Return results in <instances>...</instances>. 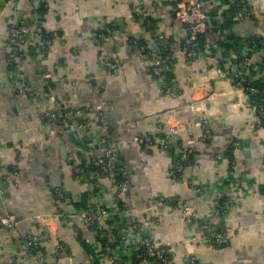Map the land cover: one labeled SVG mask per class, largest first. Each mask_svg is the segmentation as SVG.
Returning <instances> with one entry per match:
<instances>
[{
    "label": "crops",
    "instance_id": "crops-1",
    "mask_svg": "<svg viewBox=\"0 0 264 264\" xmlns=\"http://www.w3.org/2000/svg\"><path fill=\"white\" fill-rule=\"evenodd\" d=\"M32 1L0 0V161L5 172L19 175L17 186L7 185L0 216L9 211L20 220L13 236L0 228V264H128L136 222L143 236L167 248L170 264L189 258L264 264V126L254 97L232 81L234 55L245 39L257 31L264 35V28L254 18L238 20L228 0H204L211 21L201 41L203 57L193 61L186 53L188 30L174 20L177 6L188 0H55L47 9L32 7ZM247 1L264 7V0ZM27 11L30 31L52 44L46 53L41 44L31 45L27 59L10 62V30ZM101 32L110 39L101 40ZM162 35L171 44L167 80L176 82L175 97L166 95L150 59L139 51V41L157 45ZM251 58L256 78L263 80L264 53ZM108 60L120 64L116 73L106 69ZM20 76L33 86L34 97L19 92ZM191 88L204 111L192 108ZM99 105L103 115L87 126L82 140L72 128L48 126L41 118L46 110ZM149 135L153 144L136 142ZM191 138L205 141L196 144L193 164L177 172ZM110 146L130 181L123 203L116 201L118 175L102 178L94 166ZM57 188L64 193L58 202ZM226 198H235L236 207L223 220L199 217L187 224L178 212L183 204L212 212ZM98 207L111 220L85 226L81 214ZM40 216L51 218L50 229ZM221 226L227 243L216 247L209 236ZM48 231L34 259L23 258L27 239ZM107 234L118 242L113 249L101 244Z\"/></svg>",
    "mask_w": 264,
    "mask_h": 264
},
{
    "label": "built area",
    "instance_id": "built-area-1",
    "mask_svg": "<svg viewBox=\"0 0 264 264\" xmlns=\"http://www.w3.org/2000/svg\"><path fill=\"white\" fill-rule=\"evenodd\" d=\"M55 0H33L31 3L32 7H38L40 9H47L51 6L52 2ZM229 8L232 10L236 9L234 15L238 20L255 19L257 27L259 29L264 28V7H253L247 0H228ZM31 11V10H30ZM27 11L18 21V23L10 30V54L9 61L14 62L19 59H27L28 54L25 51L31 45L41 44L43 47V52L46 53L48 48L51 46L52 41L43 40L39 38L40 36L34 34L29 28V12ZM174 20L186 26L189 36L187 42V56L193 61H197L203 57L202 51V38L207 33L209 29V24L211 18L209 17L207 11L205 10L204 0H188L187 2H181L174 13ZM99 38L101 40L110 39L106 32L99 33ZM42 41V42H41ZM243 49L240 54L234 55L233 63V76L232 81L237 89L244 92L252 97H256L262 94L261 90L257 86H252L250 83L257 81L255 76V63L251 58V54L258 52L264 53V35L257 31L253 40L245 41L243 44ZM163 47V50L159 48ZM170 40L167 36H159L157 45H139V51L141 54L146 55L151 62V72L155 79L162 81L163 90L168 97H175L179 91L176 87V82H169L167 80V71L171 66L172 55L170 52ZM106 69L111 73H116L120 69V64L114 60H108L105 62ZM264 80V79H263ZM262 80V81H263ZM19 92L25 94L29 97L35 96V90L29 81L24 77L20 76L17 82ZM192 95V108L195 110L204 111L205 104L199 99H195L194 96L197 95L196 88H191ZM264 93L262 94V96ZM256 114L259 123H264V97L261 98L260 104L256 107ZM103 108L99 106H93L84 109H77L71 111L67 108L64 109H52L46 110L42 113V121L48 126H62L65 128H72L75 132V138L82 140L83 134L89 124H91L95 119L102 117ZM197 127L201 126V122L196 123ZM162 127V126H160ZM163 128L174 133L175 129L169 127L165 124ZM153 137L146 136L143 138H138L136 142L140 145H151L153 144ZM198 141L204 142L205 138L195 139L191 138L187 141V146L185 149L186 157L183 159L182 163L177 164V172H183L185 166H191L194 162L196 156L195 146ZM239 146V144H235ZM218 159H222V156L218 155ZM74 161V156L70 157ZM94 166L98 172V175L102 178H106L111 175H118V170L120 169V161L113 147L105 148L102 154L98 155L94 161ZM75 172L79 173L80 168L76 167ZM121 181L118 182L116 191V201L118 203L125 202L130 190V181L128 174L123 170L120 171ZM19 178L18 172L16 170L12 172H5L1 161H0V203L5 199L7 193V185L13 183L15 186L18 185L17 180ZM204 188H197V192H202ZM241 192V189L238 190ZM56 201L64 198V193L60 188L55 191ZM161 201H163L161 199ZM171 203V201H170ZM236 207L235 198H228L226 201H217L215 208L212 212L199 213L195 204H183L178 208V212L181 214L184 222L187 224L191 223L196 218L202 217L205 219L218 218L220 220L224 219V216ZM38 217L45 226L50 229L49 223L51 218ZM83 223L87 227H95L100 222L110 221L111 213L102 209L101 207L85 211L81 214ZM222 222V221H221ZM20 226V220L11 214L9 211H3L0 216V228H4L10 236H13L16 230ZM48 229V230H49ZM51 232V230H49ZM49 231L41 238L30 237L27 239L25 247L22 251L23 258L34 259L35 251L42 239H49ZM132 236L129 239V245L131 246L132 252L138 250L140 246L145 247L146 256L152 258L156 264H170V257L167 248L158 246L153 239L143 236L142 228L139 223L136 222L134 227H131ZM114 238L111 242H114ZM210 242L216 247H222L227 243V238L225 236V228L223 226L219 227L216 231L211 233L209 236ZM130 261L128 264H131ZM114 264H119L115 261ZM184 264H203L196 263L194 259H187Z\"/></svg>",
    "mask_w": 264,
    "mask_h": 264
},
{
    "label": "trees",
    "instance_id": "trees-1",
    "mask_svg": "<svg viewBox=\"0 0 264 264\" xmlns=\"http://www.w3.org/2000/svg\"><path fill=\"white\" fill-rule=\"evenodd\" d=\"M244 1V0H243ZM235 11H236V9H234V13H235ZM230 38H232V37H230ZM254 39V36H252V37H250V38H248V39H245L244 40V42L246 41H250V40H253ZM139 44L140 45H145V43H143L142 41H139ZM243 46V45H242ZM159 48H161L162 50H163V47L162 46H159ZM252 86H257L260 90H261V92H262V94L264 93V80L262 81V80H257V81H253V82H251L250 83ZM262 94L261 95H259V96H256V97H254V100H255V105H256V107H258V105L260 104V100H261V98L262 97H264V95L262 96ZM262 126H264V123H262L261 124ZM120 171H121V168L118 170V178H119V182L121 181V175H120ZM227 200V198L226 199H224L223 201H226ZM222 201V202H223ZM113 234H114V232H113ZM118 241H121V236H118ZM110 238H109V234H107V235H105L102 239H101V244H102V246H103V248H106V247H108V248H111V249H113L114 247H115V245H117V243L118 242H116L115 244H113V243H111L110 241ZM161 247H163V246H161ZM165 248V247H164ZM169 255V254H168ZM170 257V256H169ZM146 259H148V257L146 256V251H145V247L144 246H140L139 248H138V250H136L135 252H133V255H132V257H131V264H141L144 260H146ZM149 259H151V260H153L152 258H149ZM123 262H125V261H123ZM195 262L196 263H200V262H198L197 260H195ZM119 264H122V263H119Z\"/></svg>",
    "mask_w": 264,
    "mask_h": 264
},
{
    "label": "water",
    "instance_id": "water-1",
    "mask_svg": "<svg viewBox=\"0 0 264 264\" xmlns=\"http://www.w3.org/2000/svg\"><path fill=\"white\" fill-rule=\"evenodd\" d=\"M244 146H247V143H245ZM261 188H264V185H262Z\"/></svg>",
    "mask_w": 264,
    "mask_h": 264
}]
</instances>
